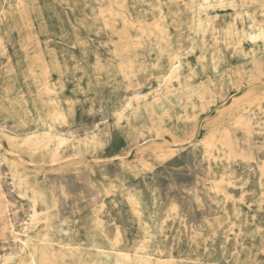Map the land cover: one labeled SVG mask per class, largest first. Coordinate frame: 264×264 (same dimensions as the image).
Listing matches in <instances>:
<instances>
[{
    "label": "rangeland",
    "instance_id": "obj_1",
    "mask_svg": "<svg viewBox=\"0 0 264 264\" xmlns=\"http://www.w3.org/2000/svg\"><path fill=\"white\" fill-rule=\"evenodd\" d=\"M0 79V264H264V0H0Z\"/></svg>",
    "mask_w": 264,
    "mask_h": 264
},
{
    "label": "bare ground",
    "instance_id": "obj_2",
    "mask_svg": "<svg viewBox=\"0 0 264 264\" xmlns=\"http://www.w3.org/2000/svg\"><path fill=\"white\" fill-rule=\"evenodd\" d=\"M16 3V2H15ZM22 3V2H21ZM22 9V8H21ZM44 15V14H43ZM25 18V17H24ZM53 21V20H52ZM27 26V25H26ZM29 28V27H28ZM55 28V27H54ZM5 31V30H4ZM259 34V33H258ZM12 46V45H11ZM15 46V45H14ZM8 47H10V46H8ZM11 48V47H10ZM9 48V49H10ZM14 49V48H13ZM16 59V58H15ZM5 64V63H4ZM1 80V79H0ZM52 103V102H51ZM54 108V107H53ZM248 108V107H247ZM54 109H56V108H54ZM243 110V109H242ZM57 111V110H56ZM58 112H59V109H58ZM57 113V112H56ZM48 114V113H47ZM54 115V114H53ZM55 116H57V115H55ZM53 118H55V117H53ZM229 121V120H228ZM50 123V122H49ZM52 123V122H51ZM223 125V124H222ZM47 126V125H46ZM50 126V125H49ZM102 129V128H101ZM105 130H107V129H105ZM107 133V132H106ZM48 134V133H47ZM53 135V134H52ZM107 136V135H106ZM213 136V135H212ZM212 136H211V138H212ZM51 137V136H50ZM55 137H57V136H55ZM224 137V136H223ZM52 138V137H51ZM97 138H98V136H97ZM47 139V138H46ZM88 140V139H87ZM223 140V139H222ZM49 141V140H48ZM90 141V140H89ZM92 141V140H91ZM120 141V140H119ZM211 142H212V140H211ZM98 143V142H97ZM117 144V143H116ZM118 144H121V143H118ZM205 144V143H204ZM206 144H208V143H206ZM37 145V144H36ZM120 147V146H119ZM206 147V146H205ZM209 147V146H208ZM104 148H106V147H104ZM113 148V147H112ZM115 148H117V147H115ZM159 149V148H158ZM166 149H168V148H166ZM120 150V149H119ZM172 150V149H171ZM99 151V150H98ZM97 152V151H96ZM100 152V151H99ZM170 152H172V151H170ZM225 152V151H224ZM161 153V152H160ZM174 153V152H173ZM161 155V154H160ZM157 157H159V156H157ZM161 157V156H160ZM164 157V156H163ZM158 159V158H157ZM160 164V163H159ZM226 170V169H225ZM145 173H147V172H145ZM144 174V173H143ZM231 174V173H230ZM141 175V174H140ZM149 177V176H148ZM147 177V178H148ZM138 178V177H137ZM151 178V177H150ZM217 179V178H216ZM134 180V179H133ZM230 180V179H229ZM149 182V181H148ZM222 182V181H221ZM227 182V181H226ZM231 183H232V181H231ZM214 185H215V183H213ZM228 184V183H227ZM112 185V184H111ZM109 186V185H108ZM225 186V185H224ZM149 187V186H148ZM107 188V187H106ZM117 188V187H116ZM108 190V189H107ZM214 190V189H213ZM212 191V190H211ZM108 192V191H107ZM115 192V191H114ZM121 192V191H120ZM113 193V192H112ZM140 193V192H139ZM105 194V193H104ZM151 194V193H150ZM200 194V193H199ZM211 194V193H210ZM103 195V194H102ZM115 195V194H114ZM122 197V196H121ZM127 197V196H126ZM139 197V196H138ZM120 198V197H119ZM139 199V198H138ZM105 200V199H104ZM113 201V200H112ZM104 202V201H103ZM106 203V202H105ZM198 203V202H197ZM173 204V203H172ZM102 205V204H101ZM120 208V207H119ZM140 208V207H139ZM105 209V208H104ZM113 209V208H112ZM98 210V209H97ZM140 210V209H139ZM108 211V210H107ZM82 212V211H81ZM140 212V211H139ZM177 212V211H176ZM105 213V212H104ZM108 213V212H107ZM110 219V218H109ZM114 220V219H113ZM181 220V219H180ZM105 221V220H104ZM115 221V220H114ZM112 223V222H111ZM114 224V223H113ZM191 224V223H190ZM198 224V223H197ZM137 225V224H136ZM139 225V224H138ZM192 225V224H191ZM185 226V225H184ZM193 226V225H192ZM118 227V226H117ZM116 228V227H115ZM137 229V228H136ZM115 230V229H114ZM116 231H117V229H116ZM132 232V231H131ZM116 233V232H115ZM145 233H147V232H145ZM17 234V233H16ZM119 234V233H118ZM44 236V235H43ZM149 241V240H148ZM127 247V246H126ZM141 249V248H140ZM125 250V249H124ZM73 253V252H72ZM129 253V252H128ZM133 253V252H132ZM28 254L29 255H32V253H31V251H29L28 252ZM134 254V253H133ZM146 255V254H145ZM128 256V255H127ZM152 257V256H151ZM151 257L149 258V259H151ZM125 258V257H124ZM121 264V263H120ZM132 264V263H131ZM147 264V263H146ZM157 264V263H156Z\"/></svg>",
    "mask_w": 264,
    "mask_h": 264
}]
</instances>
